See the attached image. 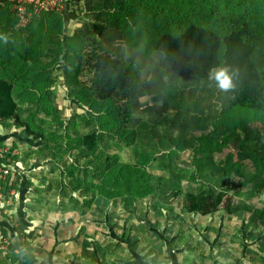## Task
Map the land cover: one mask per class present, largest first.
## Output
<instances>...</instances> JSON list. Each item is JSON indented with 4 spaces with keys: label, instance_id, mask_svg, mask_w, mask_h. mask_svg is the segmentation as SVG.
<instances>
[{
    "label": "rangeland",
    "instance_id": "obj_1",
    "mask_svg": "<svg viewBox=\"0 0 264 264\" xmlns=\"http://www.w3.org/2000/svg\"><path fill=\"white\" fill-rule=\"evenodd\" d=\"M4 1L10 8L8 0ZM193 1L90 0L72 5L63 0L51 11L65 12L66 34L82 35L83 55L72 54L75 62H82L76 73L79 82L98 100L112 98L118 106L128 103L129 126L146 120L167 133L171 130L174 136L181 133L187 142L201 133L214 135L211 145L223 150L204 156L199 167L206 174L200 178L197 172L191 178V153L177 151L149 166L154 179H167L159 195L111 205L99 196L91 200L80 183L96 181L89 166L102 147L91 152L77 146V137L89 129L87 119H81L87 108L70 101L68 87L59 79L51 87L49 101L54 104L48 113L36 114L32 111L38 108L27 103L20 107L23 119L35 117L34 125L44 130L47 141L27 136L14 121L0 120V264H264V185L261 193L256 186L264 176V130L249 119L238 118L243 115L240 111L233 114L231 96L218 82L209 86L192 76L178 78L162 54L142 38L153 29V22L160 30L177 31L179 22L207 24V16H201L211 9L212 17L236 11L230 0ZM118 9L124 10L114 12ZM184 11L188 13L180 15ZM30 17L19 29V39H11L12 29L0 36V54L10 59L27 52L36 57L37 49L23 37L46 36L51 37L50 44L40 50H52L40 51L39 57L47 64L55 61L52 36L57 34L43 33L39 26L51 28L53 23L33 22L28 31ZM87 21L108 22L100 41L85 35ZM71 42L75 46L77 39ZM107 53L119 54L136 66L137 83L127 96L111 89L113 65L96 59ZM63 65L59 61L49 71L57 70L60 76ZM64 151L69 161H88L89 166L77 165L73 175L68 173L60 165ZM179 165L187 167L183 170ZM223 180L235 196L230 213L220 209L199 220L183 211L173 194L204 182L219 185Z\"/></svg>",
    "mask_w": 264,
    "mask_h": 264
},
{
    "label": "trees",
    "instance_id": "obj_2",
    "mask_svg": "<svg viewBox=\"0 0 264 264\" xmlns=\"http://www.w3.org/2000/svg\"><path fill=\"white\" fill-rule=\"evenodd\" d=\"M65 1L72 5L90 2V0ZM230 1L236 11L212 17L213 9H211L201 16H207L209 20L207 24L197 20L179 22L177 31H173L168 27L160 30L153 22V29L149 32L145 31L142 38L150 49L162 54L178 78L192 76L211 86L217 81L211 79L210 74L214 70L226 68L232 79V87L223 91L231 96L229 106L234 110L233 114H239L237 111H240L243 115H237L238 118L249 119L264 130V0ZM1 2L3 0H0ZM195 2L196 0L193 1ZM111 8L116 9V7ZM123 10L118 9L114 12ZM46 12L57 13L48 10L42 11V14ZM186 13L188 12L184 11L180 15L185 16ZM37 14H32L30 21L38 23ZM109 14L106 16L108 22ZM170 14L183 19L181 16H176L175 12ZM47 17L50 19V16ZM163 19L167 18L163 17ZM51 22L53 23L51 28L39 26L43 33L57 34L52 36L55 38L53 44V47H56L55 61H48L51 63L47 64L39 57L41 52L52 50H40L50 44L51 37L46 36L42 38L35 36V39L29 36L26 41L31 48L37 49L36 57L23 53L9 59L0 54V120L3 123L7 120L14 121L23 126L27 136L47 141L44 130L34 125L35 117L23 119L20 107L25 108L24 103H27L38 108L32 111L36 114L48 113L53 109L51 106L54 104L49 101L51 87L57 80L62 79L68 87L70 101L83 105L89 111V113L87 111L81 113V119H87L89 129L82 136L77 137L79 142L77 146L79 148L83 146L91 152L96 147H102V151L91 166L88 165V161L84 163L74 159L75 164L69 161L68 151L63 152L64 160L60 163L63 169L72 175L77 165L85 166L84 169L87 166L92 168L96 181L80 183L83 184L85 194H88L91 200L99 196L101 202L111 205L123 199L131 198L136 201L159 195L162 193L160 187L164 186L167 179L163 176L159 180L154 179L155 175L150 171L149 166L161 156H170L177 151L191 153L193 173L189 176L193 178L198 172L197 176L202 178L206 172L199 166L204 163V156L223 150L211 145L210 140L214 135L209 132L201 133L194 138V141L187 142L182 139L181 133L174 136L171 130L167 133L165 129L161 130L159 125L146 120L140 121L135 127L129 126L131 114L128 103L118 106L112 98L98 100L79 82L76 73L79 72L82 62H75L76 59L72 54L83 55L82 35L74 34L73 37L69 34L63 35L62 22L58 19ZM107 23L84 22V33L87 37H94L100 41L109 27ZM59 36L62 40H59ZM74 37L77 39L75 46L71 42ZM96 59L109 61L113 65L111 89L116 92L122 90L125 96L130 94L137 83L134 62L119 54L110 53L104 57L98 55ZM59 61L64 64L60 76L57 75V70L49 71L51 66ZM226 115L232 114L227 112ZM55 149L58 151L59 147L56 146ZM217 161L220 163V158ZM184 166L186 165H179V168L184 170ZM225 181L223 180L219 185L214 181L204 182V185L188 191L175 190L173 194L178 196L183 211L202 220L220 209L227 213L231 212L235 196L230 192ZM258 181L257 188L264 185V176L258 178ZM259 192H262V187L259 188Z\"/></svg>",
    "mask_w": 264,
    "mask_h": 264
},
{
    "label": "crops",
    "instance_id": "obj_3",
    "mask_svg": "<svg viewBox=\"0 0 264 264\" xmlns=\"http://www.w3.org/2000/svg\"><path fill=\"white\" fill-rule=\"evenodd\" d=\"M9 5L8 3H6L4 0L3 2L0 3V36H4L5 35V30L6 29H12L13 30V35L11 37V39L14 41L16 39H19L20 38V35H19V29L21 27H19L16 23V17L14 15V12L11 10V6H9L10 8H8ZM4 6V7H3ZM3 7V8H2ZM58 12V11H57ZM47 16H50V19L49 17ZM36 17H38V23H42L44 24V22L46 23L47 21L49 20H52V21H56L57 19L59 21L62 22L61 24V33L63 35H66V32H65V29L64 27L67 25V20L66 19V14L65 12H58V13H50V12H46L44 14H37ZM32 21L29 22V24L27 25V30L28 31H32L30 30V26L32 25ZM69 34V33H68ZM28 37L29 35H24L23 39H25V43L26 41L28 40ZM60 37V36H59ZM62 37V36H61ZM62 46V44H61ZM64 47V46H63ZM62 48V47H61ZM27 54V52H25ZM19 54H16V56L14 57H17Z\"/></svg>",
    "mask_w": 264,
    "mask_h": 264
},
{
    "label": "built area",
    "instance_id": "obj_4",
    "mask_svg": "<svg viewBox=\"0 0 264 264\" xmlns=\"http://www.w3.org/2000/svg\"><path fill=\"white\" fill-rule=\"evenodd\" d=\"M11 9L19 20L18 26H25L32 14L40 11L53 10L59 6L63 0H8Z\"/></svg>",
    "mask_w": 264,
    "mask_h": 264
},
{
    "label": "clouds",
    "instance_id": "obj_5",
    "mask_svg": "<svg viewBox=\"0 0 264 264\" xmlns=\"http://www.w3.org/2000/svg\"><path fill=\"white\" fill-rule=\"evenodd\" d=\"M210 78L217 81L221 89L227 90L232 87V79L228 74L226 68H220L218 70H214L210 74Z\"/></svg>",
    "mask_w": 264,
    "mask_h": 264
}]
</instances>
